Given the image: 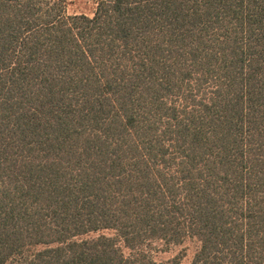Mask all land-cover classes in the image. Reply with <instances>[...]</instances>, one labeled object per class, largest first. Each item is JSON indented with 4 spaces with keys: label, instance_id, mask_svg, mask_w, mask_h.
<instances>
[{
    "label": "trees",
    "instance_id": "1",
    "mask_svg": "<svg viewBox=\"0 0 264 264\" xmlns=\"http://www.w3.org/2000/svg\"><path fill=\"white\" fill-rule=\"evenodd\" d=\"M93 1L0 0V264H264V0Z\"/></svg>",
    "mask_w": 264,
    "mask_h": 264
},
{
    "label": "rangeland",
    "instance_id": "2",
    "mask_svg": "<svg viewBox=\"0 0 264 264\" xmlns=\"http://www.w3.org/2000/svg\"><path fill=\"white\" fill-rule=\"evenodd\" d=\"M67 12L73 14H86L93 16L97 4L93 0H65ZM112 235L111 231L105 232ZM95 235V234H94ZM200 248V242L196 238H186L181 244H167L164 241L156 240L145 248L150 257L159 263H170L180 259V264H191L196 252ZM128 255L130 251L123 247Z\"/></svg>",
    "mask_w": 264,
    "mask_h": 264
}]
</instances>
